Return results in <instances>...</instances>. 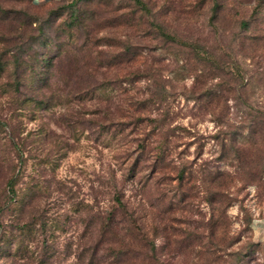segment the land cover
<instances>
[{
	"label": "rangeland",
	"instance_id": "obj_1",
	"mask_svg": "<svg viewBox=\"0 0 264 264\" xmlns=\"http://www.w3.org/2000/svg\"><path fill=\"white\" fill-rule=\"evenodd\" d=\"M71 1L0 0V264L96 263L80 209L113 184L165 264H264V0H145L136 26H116L130 0H93L85 28ZM161 141L154 171L140 149Z\"/></svg>",
	"mask_w": 264,
	"mask_h": 264
},
{
	"label": "trees",
	"instance_id": "obj_2",
	"mask_svg": "<svg viewBox=\"0 0 264 264\" xmlns=\"http://www.w3.org/2000/svg\"><path fill=\"white\" fill-rule=\"evenodd\" d=\"M88 1L93 0H73L68 4L73 11L72 21L78 22V28H85L87 26L89 18L87 20L85 14L80 11L79 4H81V2L87 3ZM130 4L133 11H130V14H125L123 16V21L116 26H136L142 22L144 23L143 19L146 13H149L148 3L145 0H130ZM89 17L91 18L90 14ZM248 23L247 20H244L241 24L244 26ZM150 25L157 28V30H159L166 38L171 37V34L165 32L162 25L156 19L152 20ZM126 47H128L127 44ZM126 51L130 52L126 61L131 63L132 61H135V50L131 51L128 47ZM123 56L125 55L123 54ZM41 62L42 65H28L30 66L31 72L36 77V80L33 81V86H36L34 88H37L39 92L43 91L44 85H49L46 83V76L44 74L48 73V69L52 67V61H49V58H43ZM131 65L133 66V64ZM131 65H125L120 69H129ZM117 68L118 67H116V69ZM42 81L43 83H41ZM29 98L38 105H46L50 100L43 94L41 98H37L35 95L33 97L29 96ZM140 153L144 156V159L151 161L150 165L154 168V171L166 170L167 167L159 163L165 161L167 157H173V153L168 147V144H165V142L162 141L154 146L143 145L140 149ZM134 162L136 161L133 160L129 167L131 172L134 171ZM181 177L183 178V173H181ZM17 181L18 175L13 174L7 182L10 200H15L14 186ZM112 187L114 190L109 199L110 202L105 208L100 210L96 209L92 212V206L91 208L85 207L84 209H80L81 211H86L90 214L88 221L84 225L82 236L86 234V231L89 233L88 240H85V244H87L91 254L97 256V258H95L96 263L94 264H165L162 261L161 256H158L157 245L155 240L149 234L145 222L141 221V217L134 216V211L130 208V199H128V197L124 198L122 190L116 184H113ZM23 224L20 225L22 231L24 230V226L29 223L25 221ZM25 228H27V226ZM206 243L203 242L202 239L196 241V247L194 249L196 255L198 254V256H202L207 252L209 253V251L213 252V249ZM244 259H246L244 254L237 253L232 264H239V262H243L244 264V262H246ZM223 262H226V259L223 260ZM227 264L231 263L227 262Z\"/></svg>",
	"mask_w": 264,
	"mask_h": 264
}]
</instances>
